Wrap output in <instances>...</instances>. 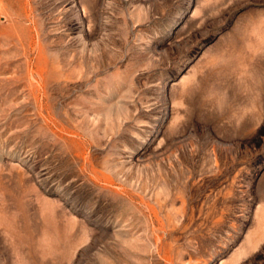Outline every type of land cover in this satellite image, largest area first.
Segmentation results:
<instances>
[{
  "label": "rangeland",
  "instance_id": "obj_1",
  "mask_svg": "<svg viewBox=\"0 0 264 264\" xmlns=\"http://www.w3.org/2000/svg\"><path fill=\"white\" fill-rule=\"evenodd\" d=\"M0 264H264V0H0Z\"/></svg>",
  "mask_w": 264,
  "mask_h": 264
}]
</instances>
